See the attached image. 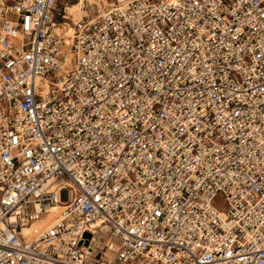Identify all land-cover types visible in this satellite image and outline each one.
Segmentation results:
<instances>
[{"label":"built area","instance_id":"2783aa9c","mask_svg":"<svg viewBox=\"0 0 264 264\" xmlns=\"http://www.w3.org/2000/svg\"><path fill=\"white\" fill-rule=\"evenodd\" d=\"M69 2L0 0V264H264V0Z\"/></svg>","mask_w":264,"mask_h":264},{"label":"bare ground","instance_id":"6f19581e","mask_svg":"<svg viewBox=\"0 0 264 264\" xmlns=\"http://www.w3.org/2000/svg\"><path fill=\"white\" fill-rule=\"evenodd\" d=\"M114 2L115 0H76L74 3L67 5L66 10L69 16V21L70 23H72V26L70 27L69 23L67 22V25L66 26L64 25L63 27L65 41L67 43L71 42V37L74 32V25H73L74 22H77L85 15H93L94 12L89 10V7L96 6L97 7L96 10L103 11L107 7L112 6ZM60 30H62V28ZM58 210H59L58 207L51 209L52 213L51 212L49 213L44 224H49L50 222H52L57 216ZM23 231L27 232L28 229L24 228Z\"/></svg>","mask_w":264,"mask_h":264},{"label":"rangeland","instance_id":"374dc122","mask_svg":"<svg viewBox=\"0 0 264 264\" xmlns=\"http://www.w3.org/2000/svg\"><path fill=\"white\" fill-rule=\"evenodd\" d=\"M76 0H70V2L67 4H71V3H74ZM64 3V0H61V4ZM96 6H91L89 7V10H91L92 12H94L96 10ZM67 18L69 20V16L67 14ZM69 23V26L71 27L72 26V23H70V21H68ZM61 198L63 200L67 199L68 198V192L66 190H64L62 193H61ZM214 204L217 208L219 209H225L227 207V203H226V200H225V197L222 195V194H218L217 197L215 198L214 200Z\"/></svg>","mask_w":264,"mask_h":264}]
</instances>
